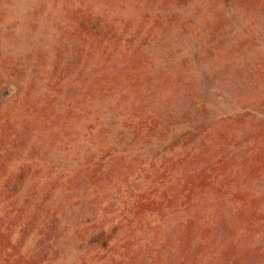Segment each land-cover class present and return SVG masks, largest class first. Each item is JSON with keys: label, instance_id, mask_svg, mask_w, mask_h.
<instances>
[{"label": "trees", "instance_id": "trees-1", "mask_svg": "<svg viewBox=\"0 0 264 264\" xmlns=\"http://www.w3.org/2000/svg\"><path fill=\"white\" fill-rule=\"evenodd\" d=\"M10 1L3 264H264V0Z\"/></svg>", "mask_w": 264, "mask_h": 264}, {"label": "rangeland", "instance_id": "rangeland-1", "mask_svg": "<svg viewBox=\"0 0 264 264\" xmlns=\"http://www.w3.org/2000/svg\"><path fill=\"white\" fill-rule=\"evenodd\" d=\"M8 1H10V0H8ZM12 1H10V3H11ZM7 16H9L10 17V12H9V14L7 15ZM4 25H3V28H2V30H1V32L3 33L4 32V29L5 28H9V30H11V26L13 25V26H15V23H14V19H4ZM258 25H259V27H261L263 24H264V21L262 20V18L260 17V19H258ZM32 25H31V22H26V25L23 27V28H16V32L14 33V35L16 36V39H18V37L20 38L21 36H22V33H24L25 35L26 34H31V31H32ZM28 34V35H29ZM27 36V35H26ZM26 36H24L23 38H25V40L27 41V37ZM33 39L35 38L34 36H32V35H30ZM260 38H261V36H260ZM31 39V38H30ZM264 39H263V37L261 38V40L260 41H263ZM25 41V42H26ZM25 42H23V44H21L22 45V48H20V52H23L24 50H25V48H26V45L24 44ZM17 49H18V47L17 48H15V51L17 52ZM0 234H1V232H0ZM6 251H7V244H6V242L0 237V264H3L4 263V261L6 260ZM19 264V262L17 261V258L15 259V258H13L11 261H8V262H6V264Z\"/></svg>", "mask_w": 264, "mask_h": 264}]
</instances>
